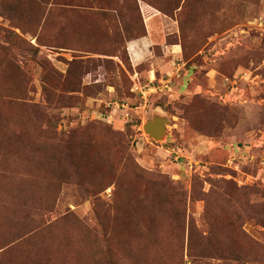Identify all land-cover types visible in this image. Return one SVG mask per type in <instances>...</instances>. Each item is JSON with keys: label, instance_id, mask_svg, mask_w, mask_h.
I'll list each match as a JSON object with an SVG mask.
<instances>
[{"label": "rangeland", "instance_id": "rangeland-1", "mask_svg": "<svg viewBox=\"0 0 264 264\" xmlns=\"http://www.w3.org/2000/svg\"><path fill=\"white\" fill-rule=\"evenodd\" d=\"M0 264H264V0H0Z\"/></svg>", "mask_w": 264, "mask_h": 264}, {"label": "crops", "instance_id": "crops-1", "mask_svg": "<svg viewBox=\"0 0 264 264\" xmlns=\"http://www.w3.org/2000/svg\"><path fill=\"white\" fill-rule=\"evenodd\" d=\"M163 17L160 15H153L149 19V34L147 36V39L149 40V43L154 42L155 38L158 37L160 38V30H162L163 25L165 24V20L163 21ZM167 22V21H166ZM145 42H139V45H133V54H137V56H143L145 47Z\"/></svg>", "mask_w": 264, "mask_h": 264}, {"label": "water", "instance_id": "water-1", "mask_svg": "<svg viewBox=\"0 0 264 264\" xmlns=\"http://www.w3.org/2000/svg\"><path fill=\"white\" fill-rule=\"evenodd\" d=\"M169 122L167 117L154 115L143 124V129L155 140L162 139L166 134V126Z\"/></svg>", "mask_w": 264, "mask_h": 264}, {"label": "bare ground", "instance_id": "bare-ground-1", "mask_svg": "<svg viewBox=\"0 0 264 264\" xmlns=\"http://www.w3.org/2000/svg\"><path fill=\"white\" fill-rule=\"evenodd\" d=\"M143 126V125H142ZM144 130V129H143Z\"/></svg>", "mask_w": 264, "mask_h": 264}]
</instances>
